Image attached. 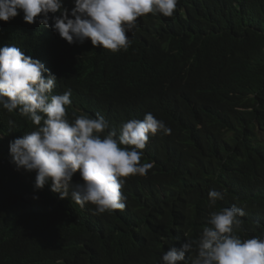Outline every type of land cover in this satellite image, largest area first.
<instances>
[{"label": "trees", "instance_id": "16d2710c", "mask_svg": "<svg viewBox=\"0 0 264 264\" xmlns=\"http://www.w3.org/2000/svg\"><path fill=\"white\" fill-rule=\"evenodd\" d=\"M128 35L112 52L69 45L22 12L0 22V47L57 67L72 92L69 120L91 104L117 130L147 112L171 129L150 135L142 151L152 167L125 179V208L98 215L50 185L35 189V172L10 169L0 137V264H159L234 204L242 239L264 233V0H179L172 16L139 17ZM32 130L0 107L2 134ZM210 190L223 195L214 207Z\"/></svg>", "mask_w": 264, "mask_h": 264}, {"label": "clouds", "instance_id": "9594fccd", "mask_svg": "<svg viewBox=\"0 0 264 264\" xmlns=\"http://www.w3.org/2000/svg\"><path fill=\"white\" fill-rule=\"evenodd\" d=\"M179 0H0V22H8L21 12L31 26L57 33L69 45L90 41L93 47L112 52L126 50L129 33L139 17L146 14L173 15ZM15 45L0 47V107L14 110L31 120L34 130L16 137H0L9 142L10 169L35 172V189L50 185L60 199L83 208L93 205V214L122 210L126 196L125 179L143 176L152 167L143 161V149L150 135L171 134L164 121L147 112L143 119L122 121L110 127L95 108L69 120L71 89L53 64L43 63ZM12 124V121H9ZM16 137V138H15ZM79 173V181L73 176ZM38 197H33L37 199ZM209 205L223 199L210 190ZM245 212L232 205L210 212L199 236L186 239L179 247L164 251L159 264H264V233L242 239L237 229ZM187 254V259H186Z\"/></svg>", "mask_w": 264, "mask_h": 264}]
</instances>
